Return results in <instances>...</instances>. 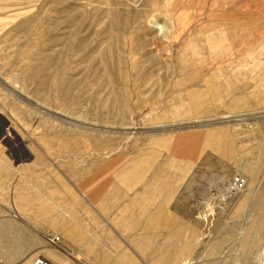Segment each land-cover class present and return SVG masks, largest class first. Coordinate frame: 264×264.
Instances as JSON below:
<instances>
[{"label":"rangeland","instance_id":"1","mask_svg":"<svg viewBox=\"0 0 264 264\" xmlns=\"http://www.w3.org/2000/svg\"><path fill=\"white\" fill-rule=\"evenodd\" d=\"M0 160L78 264H264V0H0Z\"/></svg>","mask_w":264,"mask_h":264},{"label":"crops","instance_id":"2","mask_svg":"<svg viewBox=\"0 0 264 264\" xmlns=\"http://www.w3.org/2000/svg\"><path fill=\"white\" fill-rule=\"evenodd\" d=\"M17 164L9 160H0V264H30L40 257L51 264H78L73 257L61 248H51L45 241L49 237L48 220L34 214L32 209L14 202L26 199L32 194L33 186L27 179L17 178ZM31 196V195H29ZM37 215L38 219H34ZM210 242H202L192 248L190 262L209 264ZM81 264V263H79Z\"/></svg>","mask_w":264,"mask_h":264},{"label":"built area","instance_id":"3","mask_svg":"<svg viewBox=\"0 0 264 264\" xmlns=\"http://www.w3.org/2000/svg\"><path fill=\"white\" fill-rule=\"evenodd\" d=\"M246 184L245 179L241 175H235L232 177L225 187V195L231 197L236 195L244 189ZM46 243L53 248H58V239L57 238H45ZM30 264H51L49 261L42 259L40 257L34 258Z\"/></svg>","mask_w":264,"mask_h":264},{"label":"bare ground","instance_id":"4","mask_svg":"<svg viewBox=\"0 0 264 264\" xmlns=\"http://www.w3.org/2000/svg\"><path fill=\"white\" fill-rule=\"evenodd\" d=\"M75 259L78 260L77 257H75Z\"/></svg>","mask_w":264,"mask_h":264}]
</instances>
